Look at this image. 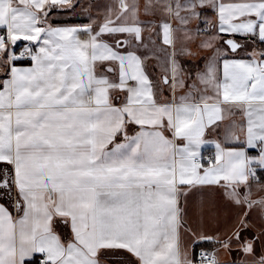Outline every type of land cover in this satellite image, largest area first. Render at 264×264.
<instances>
[{
    "label": "snow or ice",
    "instance_id": "obj_1",
    "mask_svg": "<svg viewBox=\"0 0 264 264\" xmlns=\"http://www.w3.org/2000/svg\"><path fill=\"white\" fill-rule=\"evenodd\" d=\"M0 264H264V0H0Z\"/></svg>",
    "mask_w": 264,
    "mask_h": 264
},
{
    "label": "crops",
    "instance_id": "obj_2",
    "mask_svg": "<svg viewBox=\"0 0 264 264\" xmlns=\"http://www.w3.org/2000/svg\"><path fill=\"white\" fill-rule=\"evenodd\" d=\"M85 3L93 2L97 5H103L106 0H84ZM192 51L195 53L194 55L184 56L181 58V64L184 67L185 73H196L202 70L204 66L203 57L206 55L205 51H197L195 46H193ZM179 91V90H178ZM214 151V149L209 146L204 149ZM227 259H231V257H226Z\"/></svg>",
    "mask_w": 264,
    "mask_h": 264
},
{
    "label": "built area",
    "instance_id": "obj_3",
    "mask_svg": "<svg viewBox=\"0 0 264 264\" xmlns=\"http://www.w3.org/2000/svg\"><path fill=\"white\" fill-rule=\"evenodd\" d=\"M204 152H205V154H206V155H208V154H211V153H212V151H210V150H205Z\"/></svg>",
    "mask_w": 264,
    "mask_h": 264
}]
</instances>
